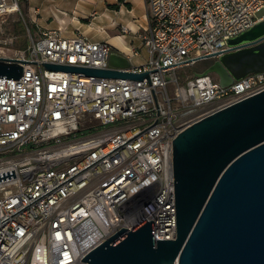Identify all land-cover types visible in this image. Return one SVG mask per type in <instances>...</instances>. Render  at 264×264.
Masks as SVG:
<instances>
[{"label": "built area", "instance_id": "2783aa9c", "mask_svg": "<svg viewBox=\"0 0 264 264\" xmlns=\"http://www.w3.org/2000/svg\"><path fill=\"white\" fill-rule=\"evenodd\" d=\"M20 1L0 0V19ZM146 2V56L122 69L148 72L141 80L47 68L109 67V41L60 28L31 34L15 55L0 53L24 67L19 78L0 76V173L16 174L0 181V264H89L82 259L92 249L145 219L156 240L174 239L173 140L264 90V71L229 86L212 74L170 76L228 51L231 38L264 18V0ZM125 56L141 57L140 47Z\"/></svg>", "mask_w": 264, "mask_h": 264}, {"label": "water", "instance_id": "95a60500", "mask_svg": "<svg viewBox=\"0 0 264 264\" xmlns=\"http://www.w3.org/2000/svg\"><path fill=\"white\" fill-rule=\"evenodd\" d=\"M231 48L203 72L229 86L264 71V18L229 40ZM17 58L0 56V76L19 78ZM109 67L46 62L47 68L141 80L131 60L112 51ZM177 234L156 240L154 220L123 227L92 249L89 264H264V90L220 109L173 140ZM16 177L0 173V181Z\"/></svg>", "mask_w": 264, "mask_h": 264}, {"label": "crops", "instance_id": "0c3cea01", "mask_svg": "<svg viewBox=\"0 0 264 264\" xmlns=\"http://www.w3.org/2000/svg\"><path fill=\"white\" fill-rule=\"evenodd\" d=\"M28 3L30 9L37 14L42 11L41 17L34 20L38 26V31H36L37 36L42 31L51 28H60L62 35L67 37L74 36L77 33H84L93 40H101L97 37L100 34L104 37V40L112 44L113 51L127 55L131 52L111 42V38L118 35L114 34L116 29L119 27L123 30V27H126L127 31L125 33L137 36L130 37V39L126 38L128 34L118 36H121L123 42L127 46H130L131 51L133 47H140L142 53L141 57H134L135 59H132V65L140 64L146 56V48L142 45L141 37L149 22V11L146 0H52L51 3L53 4L49 7L45 5L43 7L36 6L30 3V0H28ZM44 10L49 11V17L51 18L49 22H46ZM92 11L99 14L97 22L103 24L102 26L101 24L97 25L100 30H103V33H100L93 26L85 27L81 22V19L91 14Z\"/></svg>", "mask_w": 264, "mask_h": 264}, {"label": "rangeland", "instance_id": "374dc122", "mask_svg": "<svg viewBox=\"0 0 264 264\" xmlns=\"http://www.w3.org/2000/svg\"><path fill=\"white\" fill-rule=\"evenodd\" d=\"M51 1L52 0H30V3L35 4L36 6L43 7L45 5L46 7H49L53 4ZM43 13L46 17V22H49V19H51L49 17V11L44 10ZM41 14L42 11L41 13L37 14L35 11L30 9L28 0H22L20 1L18 10L7 14L4 19H0V53L3 55L12 56L18 53L19 50L27 47L31 41V34L34 37H37L36 31H38V26L34 20H37L39 17H41ZM98 15V13L92 11L91 14L86 15L85 18L81 19V22L85 27L93 26L98 31H100V33H103V30H100L99 26L97 25L101 24L102 26L103 24L97 22ZM114 34H128L126 37L127 39L137 36L131 33H125L124 30L119 27L116 29ZM97 37L101 40H104V37L100 34H98ZM138 39L140 40L139 37ZM215 59V57H212L199 61L195 64L179 67L175 70V72H171L170 76L175 74V76H177L180 81H185L187 78L194 76L196 73L206 70L215 61ZM207 60L211 63L208 64L206 62ZM212 75L214 78L219 79L217 74L213 73ZM92 123L96 124L97 122L93 120ZM90 132L91 130L84 129L81 131V134H88Z\"/></svg>", "mask_w": 264, "mask_h": 264}, {"label": "bare ground", "instance_id": "6f19581e", "mask_svg": "<svg viewBox=\"0 0 264 264\" xmlns=\"http://www.w3.org/2000/svg\"><path fill=\"white\" fill-rule=\"evenodd\" d=\"M111 42L112 43H115L116 45L120 46L121 48H123L124 50H127L129 52H131V48L130 46H127L123 40H122V37L121 36H116L114 38H111Z\"/></svg>", "mask_w": 264, "mask_h": 264}, {"label": "trees", "instance_id": "16d2710c", "mask_svg": "<svg viewBox=\"0 0 264 264\" xmlns=\"http://www.w3.org/2000/svg\"><path fill=\"white\" fill-rule=\"evenodd\" d=\"M206 62H207L208 64H209V63H211V62H210V61H208V60H207Z\"/></svg>", "mask_w": 264, "mask_h": 264}]
</instances>
